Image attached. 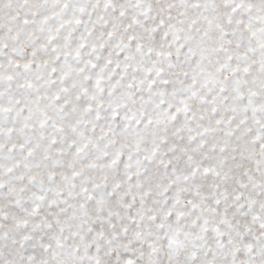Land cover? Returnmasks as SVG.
Segmentation results:
<instances>
[{"label": "clouds", "instance_id": "9594fccd", "mask_svg": "<svg viewBox=\"0 0 264 264\" xmlns=\"http://www.w3.org/2000/svg\"><path fill=\"white\" fill-rule=\"evenodd\" d=\"M0 264H264V0H0Z\"/></svg>", "mask_w": 264, "mask_h": 264}]
</instances>
